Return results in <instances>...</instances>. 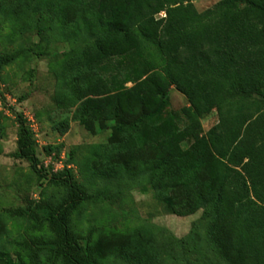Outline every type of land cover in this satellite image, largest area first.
Here are the masks:
<instances>
[{
	"label": "trees",
	"instance_id": "16d2710c",
	"mask_svg": "<svg viewBox=\"0 0 264 264\" xmlns=\"http://www.w3.org/2000/svg\"><path fill=\"white\" fill-rule=\"evenodd\" d=\"M3 7L24 24L37 8L70 39L97 37L63 66L69 90L57 100L70 121L88 129L115 123L109 141L95 146L94 175L116 180L149 173L173 214L210 210L211 239L228 264H264V0H219L204 11L194 0H4ZM19 56L1 55L0 69ZM172 85L190 108L167 110ZM214 109L219 120L203 133L201 118ZM18 120L15 156L67 190L56 204L6 210L50 234L23 241L31 264L41 253L50 264H103L110 256L152 263L154 235L146 228L82 242L72 214L92 195L68 169L43 172L31 127L21 115Z\"/></svg>",
	"mask_w": 264,
	"mask_h": 264
},
{
	"label": "rangeland",
	"instance_id": "374dc122",
	"mask_svg": "<svg viewBox=\"0 0 264 264\" xmlns=\"http://www.w3.org/2000/svg\"><path fill=\"white\" fill-rule=\"evenodd\" d=\"M219 0H194L199 11ZM0 0V56L20 51L18 59L0 69V264L6 259H22L31 264L22 243L31 236L48 237L44 228L36 231L32 220L11 216L8 208H35L38 204H56L66 195V188L41 177L26 159L17 158L19 120L29 123L40 168L51 175L70 170L74 178L92 195L72 214L74 229L82 242L91 236L101 240L108 233H130L139 228L154 235L156 258L150 264H228L220 257L211 239L213 214L205 207L181 216L168 210L153 188L149 173L111 180L93 174L91 165L98 144L107 143L113 121L95 123L88 129L83 123L70 121L71 112L60 108L57 100L69 90L62 76L63 66L87 48L97 37L83 34L77 39L63 35L57 21L40 17L34 8L29 24L9 16ZM159 62L162 55L147 43ZM132 85V83H128ZM190 108L186 96L172 85L167 110L182 112ZM219 120L217 110L201 118L205 133ZM69 121L68 129H64ZM190 141L183 142L188 147ZM36 264H50L41 253ZM57 264H63L58 262ZM103 264H131L116 256Z\"/></svg>",
	"mask_w": 264,
	"mask_h": 264
},
{
	"label": "built area",
	"instance_id": "2783aa9c",
	"mask_svg": "<svg viewBox=\"0 0 264 264\" xmlns=\"http://www.w3.org/2000/svg\"><path fill=\"white\" fill-rule=\"evenodd\" d=\"M160 16H165V13H164V12H162V13L160 14Z\"/></svg>",
	"mask_w": 264,
	"mask_h": 264
}]
</instances>
